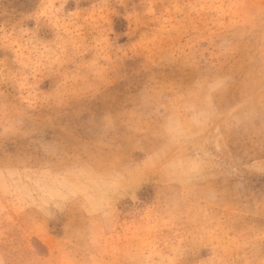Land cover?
<instances>
[{
	"label": "rangeland",
	"instance_id": "1",
	"mask_svg": "<svg viewBox=\"0 0 264 264\" xmlns=\"http://www.w3.org/2000/svg\"><path fill=\"white\" fill-rule=\"evenodd\" d=\"M0 264H264V0H0Z\"/></svg>",
	"mask_w": 264,
	"mask_h": 264
}]
</instances>
